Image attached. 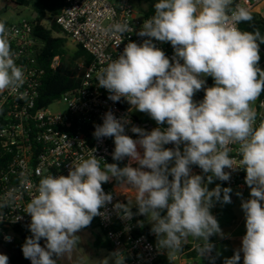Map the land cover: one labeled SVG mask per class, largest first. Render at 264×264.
<instances>
[{
	"label": "clouds",
	"instance_id": "9594fccd",
	"mask_svg": "<svg viewBox=\"0 0 264 264\" xmlns=\"http://www.w3.org/2000/svg\"><path fill=\"white\" fill-rule=\"evenodd\" d=\"M252 21L250 10L234 5V0H157L154 15L136 33L146 39L139 44L129 41L96 77L109 100L123 98L130 111L148 114L157 127L148 131L106 111L102 123L94 125L93 136L113 138L112 159L127 158L128 163L121 167L93 154L72 164L67 175L48 173L40 179L25 208L31 235L22 252L31 264H57L95 217L110 218L109 204L122 220L145 216L158 248L179 252L192 237L200 259L215 264L210 237L225 234L211 209L216 203H231L233 189L208 185L229 181L231 172L225 169L244 170L250 192L248 199L236 193L246 233L224 264H240L241 253L243 264H264V120L257 125L253 107L264 93V69L259 67L264 35L258 28L239 27ZM109 31L122 36L129 26L115 23ZM8 36L0 21V94L7 90L26 100L27 93L20 92L25 72L16 63L18 54ZM154 40L170 42L171 60ZM206 77H212V86H206ZM201 90L204 96L197 102L193 97ZM128 125L135 139L126 134ZM169 144L173 147H165ZM231 145H238V163L230 155ZM193 165L203 174H194ZM113 179L135 190V214L130 200L113 204V194L105 192L103 185ZM8 202H0V208ZM114 255L115 264H124V255ZM0 264H8L6 255L0 254Z\"/></svg>",
	"mask_w": 264,
	"mask_h": 264
},
{
	"label": "built area",
	"instance_id": "2783aa9c",
	"mask_svg": "<svg viewBox=\"0 0 264 264\" xmlns=\"http://www.w3.org/2000/svg\"><path fill=\"white\" fill-rule=\"evenodd\" d=\"M237 4L259 17L264 13V0H234V5ZM146 11L139 12L132 0H65L59 13L50 17V23L81 48L90 62L86 63L82 59L75 62L74 72L78 84L53 102L66 106L65 111L56 113L49 110L53 103L46 107L38 106L45 70L37 59L41 43L34 36V24L32 21L13 24L0 18L6 24L12 50L18 54L16 63L25 72V83L20 92L27 93L26 100L18 99L17 93L7 90L0 94V202L9 200L7 206L0 208V242L15 244L21 233L28 229L31 218L25 213L26 204L35 194L36 186L43 176L48 173L67 175L72 164L93 154L107 163H128L127 158L121 162L112 159L113 138L97 140L93 136L94 125L102 123L106 111L111 110L117 118L126 117L132 124L148 131L157 127L155 121H142L134 110L130 111L131 106L123 98L119 102L109 100V93L98 87L96 80L97 73L115 60L129 41L139 44L146 39L136 34L143 21L152 16L147 15ZM45 19L42 22L44 27ZM115 23H127L129 31L122 36L113 35L109 28ZM121 40L123 42L117 46ZM153 42L171 60L174 49L170 42ZM60 64V57L56 56L50 68L56 69ZM203 96L201 90L193 99L198 102ZM254 109L258 125L264 120V113ZM130 127L126 126V134L135 139L136 135L130 131ZM165 147L171 148L173 145ZM230 147V155L238 163V145ZM225 171L231 172V178L229 181H220L224 187H231L235 194L250 192L245 184L244 170ZM192 172L203 174L195 165L192 166ZM110 183L104 184L103 188L106 193L113 194V204L117 201L125 203L116 185ZM107 207L110 218H96L98 228L113 253L119 251L124 255V264H164V249L158 248L156 236L150 230L144 233L145 216L134 215L130 220H122L112 211V204ZM132 211L135 214L137 208L133 207ZM193 251L183 249L171 261L197 264L196 258L191 256Z\"/></svg>",
	"mask_w": 264,
	"mask_h": 264
},
{
	"label": "trees",
	"instance_id": "16d2710c",
	"mask_svg": "<svg viewBox=\"0 0 264 264\" xmlns=\"http://www.w3.org/2000/svg\"><path fill=\"white\" fill-rule=\"evenodd\" d=\"M140 3H145L147 6V15H154V4L157 0H138ZM12 2V1H11ZM65 0H37L33 4L34 14L37 17L32 20L34 24V36L39 39L41 43L40 53L38 54V62L40 67L45 70L44 79L40 87V96L38 99L39 107H46L52 104L55 100L59 99L62 95L69 92L72 88L77 86L78 79L75 75L74 68L75 62L79 59L84 60L86 63L90 62L88 55L79 47L73 56L68 55L66 48L67 38L57 37L54 33H60L61 30L52 26L48 29L42 25L43 20L46 16L53 17L59 13L64 5ZM30 4V0H25L22 5ZM4 12V11H3ZM2 13H0L1 16ZM253 15V21L251 23H241V30L252 31L254 28H258L262 35H264V19L257 15ZM260 49L264 50V44L260 45ZM59 56L61 64L58 68L52 69L50 65L54 57ZM213 84V79L207 80V86ZM259 104L264 103V93L257 99ZM121 167L126 164V162L118 163ZM110 183V182H109ZM110 185H118L115 179H113ZM98 228L97 218L95 217L89 227L82 231H86L90 228ZM144 233H148V230H144ZM31 235L29 229L22 232L20 239L15 244H4L0 242V248H5V250L10 254L8 258V264H31L29 259H26L22 252V245L25 239ZM41 245L43 246L45 241L41 240ZM96 248L103 246L109 247V244L103 241L100 237H97L95 242ZM110 248V247H109ZM234 250H232V255ZM59 258H57L58 260ZM209 264V260L207 261ZM215 264H224L215 260ZM240 264H243L242 259Z\"/></svg>",
	"mask_w": 264,
	"mask_h": 264
},
{
	"label": "rangeland",
	"instance_id": "374dc122",
	"mask_svg": "<svg viewBox=\"0 0 264 264\" xmlns=\"http://www.w3.org/2000/svg\"><path fill=\"white\" fill-rule=\"evenodd\" d=\"M36 1L37 0H30V4L28 5H18L11 2V0H0V13H2L0 18L13 24H17L22 21H32L33 15L35 13L33 4ZM132 3L139 12L147 9L146 4L140 3L138 0H132ZM262 18L264 19V13L262 15ZM51 20L52 19L50 17L45 19V25L46 28L48 29L52 28L51 27L52 25L50 23ZM54 35L57 37L67 38L66 48L68 51V55L70 57L73 56V54L78 49L77 46L62 32L54 33ZM260 56L261 59L259 62V67L261 69H264V50L262 49H260ZM209 78L210 77H206L205 78L206 81ZM253 107L259 109L262 113H264V103L259 104L258 100H256L253 104ZM49 110L54 113L62 112L66 110V106L64 105V103L55 102L52 105H50ZM134 113H136L142 121H147V120L154 121L146 113H142L135 110ZM242 197L243 199H248L249 192L244 194V196ZM216 211L218 214L219 224H236L241 219H244L245 221L244 213L241 209V197H238V200L235 203L232 202L229 204L216 203ZM77 235H78V241L76 246L73 248V250L70 253H66L64 256L59 257V259L57 260V264H115L117 257L114 255L111 248L107 246L96 248L95 246L97 237H100L104 242L106 241L99 228L93 227L86 231H81ZM0 254L6 255L8 258L10 256V254L5 250V248L2 247L0 248ZM175 255H178L177 252H175ZM163 263L178 264V262H172L168 257L164 258Z\"/></svg>",
	"mask_w": 264,
	"mask_h": 264
},
{
	"label": "crops",
	"instance_id": "0c3cea01",
	"mask_svg": "<svg viewBox=\"0 0 264 264\" xmlns=\"http://www.w3.org/2000/svg\"><path fill=\"white\" fill-rule=\"evenodd\" d=\"M210 79L212 78L210 77ZM216 184L221 185L220 181L215 180L214 183L208 185L209 189L214 188ZM116 190L120 198L125 203H127V200H130L132 202L133 207H135L134 206L135 205V190L134 189L130 187H126V186L116 185ZM230 195H231L232 203H235L238 200V196L235 194L234 191H232ZM211 212L218 220L216 205L211 209ZM244 223H245L244 219H241L236 224H219L223 233L225 234L224 238H221L220 236H216V235L210 237V242H212L215 245V250L212 253V255L216 257L215 260L224 262L225 258H229L232 256V250L235 251L236 249L241 247V239L243 235L246 233V228H245ZM145 229L151 231V224L147 221L146 217H145ZM196 243L197 241H194L192 237H188V239L184 242L183 249L184 250L186 249L195 250ZM199 243H203V241H199ZM170 251H171L170 249L164 248L162 258L168 257L171 260L174 256H176L175 252H170ZM217 252L219 253L218 256L216 255ZM180 253L181 251L177 252V254H180ZM191 256L196 258L197 264H207L208 259L204 258L201 260L200 257L197 255L196 251H193L191 253ZM242 256L243 254L241 253V259L243 262ZM178 264L180 263L178 262Z\"/></svg>",
	"mask_w": 264,
	"mask_h": 264
},
{
	"label": "water",
	"instance_id": "95a60500",
	"mask_svg": "<svg viewBox=\"0 0 264 264\" xmlns=\"http://www.w3.org/2000/svg\"><path fill=\"white\" fill-rule=\"evenodd\" d=\"M13 3L18 4V5H22L24 3L25 0H11ZM37 17V14L33 15V19H35Z\"/></svg>",
	"mask_w": 264,
	"mask_h": 264
}]
</instances>
